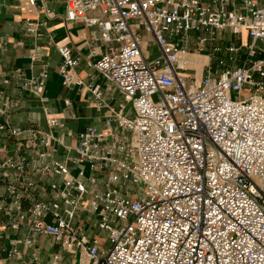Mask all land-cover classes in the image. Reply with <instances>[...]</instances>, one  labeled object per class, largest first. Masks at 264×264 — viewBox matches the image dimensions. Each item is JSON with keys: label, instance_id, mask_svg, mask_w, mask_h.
Here are the masks:
<instances>
[{"label": "built area", "instance_id": "2783aa9c", "mask_svg": "<svg viewBox=\"0 0 264 264\" xmlns=\"http://www.w3.org/2000/svg\"><path fill=\"white\" fill-rule=\"evenodd\" d=\"M65 1L67 21L99 28L106 49L92 66L132 104V117L116 114L131 136L109 143L90 127L78 134L71 158L47 162L54 149L39 150L37 168L63 178L61 188L49 187L64 207L60 213L58 202L34 200L27 209L33 233L82 250L91 264H264V54L254 58L256 42L264 41V5L245 0L244 12H236L225 7L228 0L218 5L200 0ZM92 10L101 17L88 15ZM242 30L250 43L240 64L230 63L241 46L229 44L224 48L228 64L218 58L214 67L209 57L202 74L190 72L183 55L189 52L191 32L199 33L200 53L218 33ZM151 46L158 49L153 60ZM57 50L62 58L58 71L68 86L77 59L66 43ZM45 77L41 72L37 81L22 85L35 84L39 91ZM91 91L100 95L97 85ZM47 122L56 124L55 119ZM21 131L0 123V132L9 137ZM37 134L42 135L40 144L48 146L49 133L37 131L35 138ZM86 163L90 171L108 172L103 191L87 189L82 182ZM2 166L14 169L24 190L32 186L25 181V157H9ZM88 180L94 183L96 175ZM131 183L143 188L129 193ZM9 192L22 218V192L15 184ZM85 195L89 198L82 204ZM82 206L96 216L108 246L72 224ZM19 224L13 219L10 225ZM3 228L0 221V239ZM60 261L54 254L50 264Z\"/></svg>", "mask_w": 264, "mask_h": 264}, {"label": "crops", "instance_id": "0c3cea01", "mask_svg": "<svg viewBox=\"0 0 264 264\" xmlns=\"http://www.w3.org/2000/svg\"><path fill=\"white\" fill-rule=\"evenodd\" d=\"M200 1L209 5L220 3V0ZM244 1L228 0L225 7L244 12ZM65 4V0H33V3L29 0H0V123L6 121L22 130L19 135L11 137L0 132V221L4 226L0 239V264H50L54 254L61 256V264H91L82 250L63 245L51 236L33 233L30 229L27 209L34 200L56 201L60 204V213L64 207L62 198L49 187L54 183L61 188L63 178L58 174L42 173L37 168V152L54 149L47 162L71 158L78 134L90 127L104 133L105 141L109 143L118 139L130 140V131L119 126L116 114L132 117V104L92 66L106 49V44L99 39V28L87 26L80 20L67 21ZM262 5L264 0L258 1V6ZM88 15L101 17L98 10L88 11ZM235 36L241 42L239 46L244 59L250 38L245 30ZM64 43L70 47L72 57L77 59L71 70L73 81L68 86L63 85V77L58 71L62 58L57 46ZM214 46L220 47L218 44ZM255 46L254 58L264 54V41L256 42ZM187 48L189 52L183 57L191 61L188 59L194 54L189 45ZM41 72H45L46 77L39 91L35 84L30 88L22 85L25 80L37 81ZM4 80L8 82L4 83ZM96 85L99 96L91 91ZM48 119H55L56 124L49 125ZM37 131L49 133L48 146L40 144L42 135L37 134L35 138ZM19 155L26 161L25 181L32 183L27 190L21 186L20 179L15 180L13 168L2 166L9 157ZM84 168L82 182L86 188L103 191L108 172L90 171L87 163ZM68 169L75 174L71 163H68ZM90 174L96 175L94 183L88 180ZM13 184L22 192V218L17 217L11 204L9 188ZM114 186L118 187L117 184ZM88 198L89 195H85L82 204ZM13 219L20 223L17 228L10 225ZM95 221L96 216L83 206L77 209L71 220L89 237L96 236L103 241ZM26 239L30 243H25Z\"/></svg>", "mask_w": 264, "mask_h": 264}, {"label": "rangeland", "instance_id": "374dc122", "mask_svg": "<svg viewBox=\"0 0 264 264\" xmlns=\"http://www.w3.org/2000/svg\"><path fill=\"white\" fill-rule=\"evenodd\" d=\"M142 36L144 39H149L148 35L141 32ZM199 35V33L197 32H191L190 33V40H189V47H190V52L194 55H191L192 57H195V56H202L200 57L202 62H195V61H189V64L188 66L192 69H195L197 71V73L199 74H202L204 72V64L207 62V58L210 57L211 59V65H213L214 67H216L215 65V61L218 59V58H222L224 59L227 64L230 62L229 59H228V54L225 53L224 51V48L229 45V44H233L235 46H239L241 44L240 41H237V37L232 34H230L228 31H225V32H221V34H218V37H217V41H210L206 44V50H204L203 52H200L198 53L197 51V36ZM173 40L176 41L178 40V37H173ZM218 44L220 46V50L216 53L212 52V50H210L214 45ZM242 48V47H241ZM240 53H237L236 55V59L231 62L230 64L231 65H235V64H240L241 61L243 60L242 59V52L241 50L239 49ZM148 52H149V58L150 60H153L157 54H158V49L156 46H151V47H148ZM190 56V57H191ZM235 96V93H232V97ZM159 94H155L153 95V100L154 101H159ZM128 187V191L129 193L130 192H134V191H139L143 188V185L142 184H129ZM99 236L103 238V241H105V246H108L109 245V242L107 241V233L105 231H100L99 232Z\"/></svg>", "mask_w": 264, "mask_h": 264}, {"label": "bare ground", "instance_id": "6f19581e", "mask_svg": "<svg viewBox=\"0 0 264 264\" xmlns=\"http://www.w3.org/2000/svg\"><path fill=\"white\" fill-rule=\"evenodd\" d=\"M188 60H192V61H195V62H202L201 60H200V57H198V56H195V57H191V58H189Z\"/></svg>", "mask_w": 264, "mask_h": 264}]
</instances>
